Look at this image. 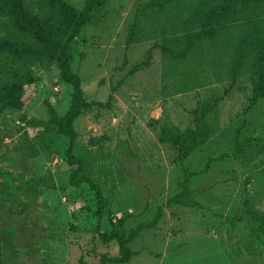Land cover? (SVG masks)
I'll list each match as a JSON object with an SVG mask.
<instances>
[{
	"label": "rangeland",
	"instance_id": "rangeland-1",
	"mask_svg": "<svg viewBox=\"0 0 264 264\" xmlns=\"http://www.w3.org/2000/svg\"><path fill=\"white\" fill-rule=\"evenodd\" d=\"M150 1L103 0L71 42L91 104L74 121L71 145L56 118L72 88L52 55L28 62L0 54V83L23 87L21 107L0 101L2 264H101L102 255H118L103 233L128 235L159 208L156 223L129 241L130 260L106 264H264V233L253 234L248 219L252 210L250 223L264 220V98L248 106L264 2L251 20L244 13L173 56L162 38L180 35L176 50L185 47L198 28L185 21L221 0ZM14 36L32 42L0 11V38ZM198 123L211 130L185 155L175 137ZM69 147L104 199L100 219L94 190L69 182L77 165L67 162Z\"/></svg>",
	"mask_w": 264,
	"mask_h": 264
},
{
	"label": "trees",
	"instance_id": "trees-1",
	"mask_svg": "<svg viewBox=\"0 0 264 264\" xmlns=\"http://www.w3.org/2000/svg\"><path fill=\"white\" fill-rule=\"evenodd\" d=\"M167 1L151 0L149 5L158 6L166 4ZM262 2L264 0H221L217 4L211 5L206 11L197 9L185 21L187 30L198 27L195 32H188L185 36L188 39L187 45L177 51L176 47L183 37L180 35L164 36L161 43L162 51L169 52L173 56L185 54L196 40L210 38L215 33H219L221 29L229 28L231 22L242 15L244 16V13L249 12L248 19L251 20L254 8ZM102 3L103 0H84L83 7L79 10L64 0H0L1 13L10 17L14 21L17 31L32 41L26 43L24 40L16 38V36L13 38L2 37L0 38V54L7 53L13 57L24 58L28 62H33L40 56L50 54L54 60L53 62L59 68L61 79L72 88L67 110L56 118L59 132L69 139L70 145L76 134L75 119L85 108L91 105L85 98L81 78L72 69L70 46L71 42L80 34L82 26L88 21L91 11ZM51 18L56 20L58 30L55 28L56 23H49ZM60 32L64 34L63 39L58 38ZM262 33L263 30H260V34ZM130 38L131 35L128 40ZM253 47L256 53L253 56L252 96L249 98L248 106H252L264 98V42L255 43ZM22 89V84L19 82L0 83V101L7 107H21L23 102L21 98ZM202 125L204 124L198 123L189 136L183 138L178 135L175 137V144L185 155H188L197 144L207 138L211 128H204ZM66 159L70 164L77 163L69 177L71 186L78 187L83 183L94 190L96 198L95 214L100 219L103 216L104 199L100 195L97 185L92 183L88 177L79 173L81 162L71 156L70 147L66 153ZM160 214L161 210L159 208L150 223L138 225L128 235H124L123 231L103 233L102 237L105 241L115 240L117 242L118 255L113 257L102 255L101 264H106L107 261L115 263L128 262L134 255V251L128 246L129 241L132 240L142 226L155 224ZM253 214L251 210L248 218L249 228L253 234L260 238L258 230L264 233V220L260 223H250ZM118 221L119 227L122 228V220L119 219ZM6 240V237L0 233V255ZM0 264H2L1 260ZM80 264L86 263L81 262Z\"/></svg>",
	"mask_w": 264,
	"mask_h": 264
}]
</instances>
